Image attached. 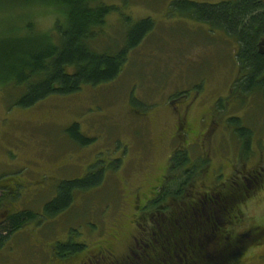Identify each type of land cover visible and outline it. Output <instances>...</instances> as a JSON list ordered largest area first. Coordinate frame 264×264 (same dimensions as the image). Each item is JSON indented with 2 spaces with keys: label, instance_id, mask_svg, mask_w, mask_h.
<instances>
[{
  "label": "rangeland",
  "instance_id": "rangeland-1",
  "mask_svg": "<svg viewBox=\"0 0 264 264\" xmlns=\"http://www.w3.org/2000/svg\"><path fill=\"white\" fill-rule=\"evenodd\" d=\"M173 1L104 0L117 8L91 41L98 53H117L140 20L155 24L108 84L49 96L27 109L16 106L17 90L0 86V225L14 213L38 214L7 239L0 264H80L107 239L115 220L125 226L122 238L109 241L124 256L137 214L133 208L142 207L139 199L145 201L153 188L158 191L176 150L187 155L186 170L204 166L200 172L206 174L202 181L193 175L190 182L186 176L173 182L170 176L177 177V172L167 174L172 200L164 202L165 213L212 186L215 170L217 184L225 188L239 183L244 169L264 174L263 96L232 93L241 76L234 59L236 43L204 22L180 17L171 8ZM26 13L39 33L52 31L58 16L36 7ZM9 14V19L20 20L24 11ZM232 118L240 119V125ZM73 124L88 145L67 135ZM92 166L102 171L103 182L76 193L70 208L57 217H44L45 203L53 200L58 185L81 179ZM261 189L255 194L261 202L251 204L250 213L264 207ZM65 241L84 248L61 257L57 244L67 246Z\"/></svg>",
  "mask_w": 264,
  "mask_h": 264
},
{
  "label": "trees",
  "instance_id": "trees-1",
  "mask_svg": "<svg viewBox=\"0 0 264 264\" xmlns=\"http://www.w3.org/2000/svg\"><path fill=\"white\" fill-rule=\"evenodd\" d=\"M32 7L50 9L58 15L52 31H36L26 13ZM116 8L104 4V0H0V86L17 90L16 106L27 109L49 96H69L78 93L83 86L96 87L114 81L126 65L128 53L139 46L155 25L150 19L140 20L131 26L125 46L117 53H98L92 48L91 41ZM171 8L180 17L204 22L233 39L237 45L235 64L241 76L232 86V93L246 97L243 95L259 92L264 98V54L260 48L264 40V0H234L219 4L174 0ZM12 9L14 13L24 11V16L19 15L20 20L13 16L9 19ZM123 17L126 22H131L130 18ZM230 120L237 125L241 123L238 118ZM239 129L238 132L242 130ZM66 132L81 146L90 143L80 133L78 124L71 125ZM188 163L187 155L179 150L173 153L166 174L177 172L178 175L170 176L171 181L186 176L190 182L197 174V171L194 173L197 167L186 170ZM260 180L256 191H262L264 174ZM102 182V171L93 166L81 179L61 182L53 200L45 203L44 217L55 218L67 211L76 193L95 188ZM165 189L167 194L164 195L168 197L167 187ZM37 219L38 214L30 211L8 216L0 225V249L24 224ZM65 242L67 246L57 244L61 247V257L67 251L79 253L84 248V244Z\"/></svg>",
  "mask_w": 264,
  "mask_h": 264
},
{
  "label": "flooded vegetation",
  "instance_id": "flooded-vegetation-1",
  "mask_svg": "<svg viewBox=\"0 0 264 264\" xmlns=\"http://www.w3.org/2000/svg\"><path fill=\"white\" fill-rule=\"evenodd\" d=\"M196 167L202 181L206 170ZM250 171L244 169L240 182L225 188L217 184L215 170L212 186L188 195L189 200L167 214L164 202L170 204L172 196L163 200L169 181L165 172L158 191L153 188L145 201L139 199L143 206L133 208L137 214L124 256L119 257L109 241L122 238L125 226L115 220L107 239L80 264H264V207L250 213L251 204L261 202L255 194L262 174Z\"/></svg>",
  "mask_w": 264,
  "mask_h": 264
},
{
  "label": "water",
  "instance_id": "water-1",
  "mask_svg": "<svg viewBox=\"0 0 264 264\" xmlns=\"http://www.w3.org/2000/svg\"><path fill=\"white\" fill-rule=\"evenodd\" d=\"M260 48H263V50H264V40L261 42V44H260ZM262 53V52H261Z\"/></svg>",
  "mask_w": 264,
  "mask_h": 264
}]
</instances>
